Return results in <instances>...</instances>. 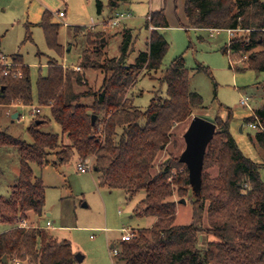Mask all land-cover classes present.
Instances as JSON below:
<instances>
[{
    "label": "trees",
    "instance_id": "trees-1",
    "mask_svg": "<svg viewBox=\"0 0 264 264\" xmlns=\"http://www.w3.org/2000/svg\"><path fill=\"white\" fill-rule=\"evenodd\" d=\"M127 1L130 0H109V6L113 12ZM98 7L101 12V1ZM185 15L189 28L243 31L229 40L224 51L229 56H247L241 61L243 65H235L236 71L264 72L263 0H186ZM30 25L27 24V38L31 35ZM39 25L49 49L62 58L61 24L45 11ZM150 26L155 29L147 49L133 63L127 62L133 45L130 29L124 31L120 54L110 56L105 50L107 35L103 29L74 27L75 36L83 32L86 38L87 45L76 63L83 71L75 70L73 65L64 69L56 57L48 61L47 74L38 78L37 94L38 104L50 106V115L35 116L28 127L33 141L16 138L0 128V146L15 148L20 159L19 175L9 196L0 195V225L6 227L0 230V262L6 256L14 264H76L77 252L70 240H59L47 228L33 223L20 227L32 214H44L46 185L34 175L32 163L42 167L57 165L49 159L55 153L61 163L74 157L84 161L92 158L100 187L123 189L128 198L145 191L134 215L155 221L150 227L134 230L130 240L120 239L116 256L124 264H264V181L260 175L264 161L258 163L243 154L230 132V110L226 119L219 114L214 120L221 130L215 133L205 154L201 189L196 193L192 188L193 222L175 224L173 185L178 186L179 193H185L187 185L192 187L188 167L170 157L161 163L159 171L153 173V169L170 140L172 128L188 120L204 102L198 92L190 90L191 72L181 55L162 70L159 80L166 84V94L156 92L146 109L134 104L131 91L139 75L146 71L154 77L170 45L159 30L168 26L163 10L152 12L145 23V27ZM15 62L22 77L0 73V105H32L30 67L21 56H15ZM90 68L104 74L97 90L86 80L84 71ZM196 69L207 70L201 64ZM260 84L264 90V82ZM82 86L87 89H78ZM90 97L91 103L84 101ZM255 114L264 126V99ZM92 115H96L94 122ZM256 116L247 117V123L255 122ZM52 120L61 126L63 137L40 130L42 124ZM255 141L264 151V131L256 133ZM182 165L187 173L169 182L172 170ZM215 165L220 173L211 179L205 170ZM207 201L209 225L205 231L219 241L200 247Z\"/></svg>",
    "mask_w": 264,
    "mask_h": 264
},
{
    "label": "rangeland",
    "instance_id": "rangeland-1",
    "mask_svg": "<svg viewBox=\"0 0 264 264\" xmlns=\"http://www.w3.org/2000/svg\"><path fill=\"white\" fill-rule=\"evenodd\" d=\"M98 1L102 2L101 12ZM118 9L129 10L124 6ZM45 11L51 12L53 21L61 24L59 40L63 44L65 61L69 64L65 69L73 64L74 68L79 66L75 63L87 45L83 32L75 37L74 26L87 27V30L91 28L102 30L103 24L100 23L111 16L112 12L109 0H0V50L10 59H13L14 55H20L22 60L29 65L34 105L38 104V78L40 75L47 74L49 56L54 55L53 57L57 58V54L49 49L44 31L39 25ZM60 11H64L66 16L59 17ZM177 21V18H174L172 23L174 25L162 31L170 45L161 69L153 73L154 77L146 71L141 72L131 95H133L134 104L141 109L147 108L156 92L165 95L167 86L159 80L162 70L166 69L173 59L182 55L185 58L186 67L191 72L190 90L198 92L204 103L203 107L194 109L188 120L172 128L170 140L160 153L153 173L159 171L161 163L168 158L180 159L186 147L184 133L194 117L200 116L215 122L219 114L226 119L229 110L233 112L230 132L237 145L246 157L258 163L263 162L264 151L255 141V135L259 130L247 123L246 118L250 117L253 110L255 111L263 103L264 90L260 83L264 82V72L259 73L253 69L236 71L234 66H230V59L238 65L242 64L241 61L244 58H239L235 54L229 56V53L224 51L229 39L243 31H236L233 36H229L227 30L186 29L179 26ZM28 23H31L30 38L26 37ZM123 24L133 28V45L127 58L128 63H133L138 54L147 49L149 32L142 18L124 19L115 30L105 31L107 35L106 41L104 40L105 50L110 56L120 54L119 48L125 31ZM65 39L68 40L66 44ZM70 44L73 45L72 50L66 53ZM57 59L63 61V57L58 56ZM199 64L207 70H197ZM77 71H83V68ZM84 72L88 85L93 90H97L102 84L104 74L100 69L95 68ZM86 87L82 86L78 89L85 90ZM246 96L250 97L249 106L241 104V98ZM84 101L91 103L92 98H86ZM18 111L24 115V118L11 120V112L7 113L10 117L8 118L5 116L6 109L1 107L0 128L16 138L31 143L33 138L28 127L35 119L31 114L32 109L23 107L18 108ZM40 114L50 115V110L42 108ZM40 130L57 133L63 137L61 126L54 120L42 124ZM220 130L218 127L217 131ZM64 141L67 142L66 137ZM49 159L56 161L57 165L49 163L42 167L37 163H32L34 175L41 177L46 185V209L48 210L45 211L40 222L52 221L56 228H52L51 232L59 240L72 241L74 250L81 254L82 258L84 257L81 262L78 260L80 263L77 264H124L113 253L111 245L119 247L123 229L132 231L134 234V230L150 227L152 221H155L152 217L134 215L136 205L146 195L145 191H140L134 197L128 198L123 189L100 187L97 183V172L94 169L81 172L78 168L80 163L78 157L61 163L56 154L52 153ZM89 160L93 163L92 158ZM19 167L20 159L16 149L0 146V195L9 196L10 187L15 182ZM186 173L185 165L173 169L169 182H173L174 176ZM205 173L209 178L214 179L218 177L220 169L216 165L210 166L206 168ZM260 175L264 181V167L260 168ZM173 188L174 194L171 200L176 202L175 224L192 223L195 201L192 187L187 185L185 193H179L178 186L173 185ZM208 205L209 201L206 202L203 215L202 228L204 231L199 234L200 247H205L209 241H219L214 235L205 231L209 225ZM48 211L51 212V216H47ZM34 217L32 214L31 219L33 220ZM1 229H6V227L0 225ZM0 264L14 263L10 261L0 262Z\"/></svg>",
    "mask_w": 264,
    "mask_h": 264
},
{
    "label": "crops",
    "instance_id": "crops-1",
    "mask_svg": "<svg viewBox=\"0 0 264 264\" xmlns=\"http://www.w3.org/2000/svg\"><path fill=\"white\" fill-rule=\"evenodd\" d=\"M185 2L186 0H130V1H127L125 3H122L120 4L119 8H121L122 6L124 7H128L129 10H116V11H113L111 12V16H109L105 21H103L102 23L100 24H103L104 22H106L107 20H109L116 12L118 11H122V12H127L128 13H131V16L130 17H127L125 19H143L145 20V23L147 21V19L150 18L152 12L154 11H159V10H163L164 13H165V16L168 20V26L167 27H164V28H159V30L162 32L164 30H166L167 28H169L170 26L174 25L172 24L174 22V18H177V22L179 26L183 27V28H186L188 29L189 27H187L186 25L188 24V20H187V17L185 15ZM60 12H64V11H60ZM136 12V13H134ZM64 16H66V13L64 12ZM64 16H59V17H64ZM40 23V22H39ZM122 24V23H121ZM124 25V24H123ZM95 27H97L96 25H94ZM76 27V26H74ZM124 28L125 29H130L131 33H132V29L131 27H126L124 25ZM146 29L148 30L149 32V36L147 38V42H148V39L150 37V33L153 29H155L153 26H150L149 28L146 27ZM219 31V30H217ZM76 37V36H75ZM73 39V37H72ZM66 41V42H65ZM65 44L68 43V40H64ZM0 43H1V40H0ZM70 43V42H69ZM72 44H70L68 46V50L66 51V53H68L70 50H72ZM0 52L3 53V51L0 50ZM65 53V55H66ZM6 55V54H5ZM8 56V55H6ZM15 56L17 55H14L13 56V59L15 60ZM20 56V55H18ZM54 56V55H53ZM52 55L49 56V59L48 61L53 57ZM48 61H47V65H48ZM24 64H26L24 61H23ZM62 67H63V64H66V67L67 65H69L67 63V61H65V56H63V61L60 62ZM76 64V63H75ZM27 65V64H26ZM74 65V64H73ZM64 68V67H63ZM1 73V72H0ZM1 88V86H0ZM2 89V88H1ZM0 89V91H1ZM249 100H250V97H248ZM33 105V104H32ZM37 105H40V104H37ZM30 105H18V104H10V105H0V108H5L6 109V112H5V116L10 118L9 115H7L8 112H11L10 116H11V120H18V119H22L24 118V115H22L21 113H19L18 111V108H23V107H29ZM44 106V105H43ZM47 107H50L49 105H45V108ZM48 109V108H47ZM42 111V110H41ZM15 114H18L16 117H13V115ZM23 116V117H22ZM4 147V146H2ZM17 172V170H16ZM19 175V171H18V174L16 175V178L17 176ZM16 181V179H15ZM15 183V182H14ZM12 186V185H11ZM11 188V187H10ZM4 196V195H2ZM126 196L128 197V194L126 193ZM48 209H46V195H45V206H44V213L45 211H47ZM47 216H51V212L48 211L47 212ZM43 218V215L41 216H35L34 219L32 220L31 219V216L30 218L27 220L28 224L30 225L31 223L35 224L36 226H42V227H45L47 228L48 230H50L51 232V229H55L56 227L54 226V223L50 220H46V223H41L40 220ZM50 222L51 225L50 227L47 226V223ZM154 223V220L152 221V224ZM132 232V231H131ZM52 233V232H51ZM55 237H57L54 233H52ZM58 238V237H57ZM69 240V239H68ZM71 241V240H70ZM72 242V241H71ZM73 244V243H72ZM111 247L114 249V244L111 245ZM116 248V247H115ZM114 253V252H113ZM84 258V257H83ZM82 258V260H83ZM81 262V261H80ZM76 262L77 263H80ZM16 264H28L26 261H21V262H17Z\"/></svg>",
    "mask_w": 264,
    "mask_h": 264
},
{
    "label": "water",
    "instance_id": "water-1",
    "mask_svg": "<svg viewBox=\"0 0 264 264\" xmlns=\"http://www.w3.org/2000/svg\"><path fill=\"white\" fill-rule=\"evenodd\" d=\"M17 115L18 114H15L13 117ZM95 118L96 115H92V122H94ZM37 123H39V121ZM216 131L217 124L215 122L196 116L191 120L184 133L186 147L181 154L180 160L188 167L190 182L196 193L200 191L202 186L205 154ZM76 258L82 261L81 254L77 253ZM2 262L8 263L6 256L3 257Z\"/></svg>",
    "mask_w": 264,
    "mask_h": 264
},
{
    "label": "built area",
    "instance_id": "built-area-1",
    "mask_svg": "<svg viewBox=\"0 0 264 264\" xmlns=\"http://www.w3.org/2000/svg\"><path fill=\"white\" fill-rule=\"evenodd\" d=\"M59 16H64V12H59ZM131 13L128 12H116L109 20H107L106 22L103 23V30L104 31H113L115 30L119 25H121L122 21L127 18L130 17ZM229 33V36L232 35L236 32V30L233 29H228L227 30ZM230 40V39H229ZM247 56L244 57V59H246ZM243 59V60H244ZM230 66H234L235 67V63L234 61H232L230 59ZM64 69L66 68V64H63ZM75 69L77 70H81L80 66H76ZM0 72L3 76H10L12 75L13 77H22V72L20 69L17 68V63L15 62L14 59H10L8 58V56H6L4 53L0 52ZM249 98L246 97H242L241 98V104L244 106H249ZM29 107H31L32 111L31 114L35 117L36 115H38L42 108H45V106L43 105H30ZM253 115L256 116L255 111L253 110ZM23 117V116H22ZM250 125L253 128H256L260 131H264V126L262 125V123L260 122V120L257 118L256 116V121L250 123ZM78 168L81 172H87L89 170L93 169V163L90 160L84 161V160H80V163L78 164ZM51 223L48 222L47 226L50 227ZM20 227H29V224L26 220L22 221L20 224ZM133 237V232L131 231H126L125 229H123V233L121 236L122 240H130ZM114 254L116 255L118 253V249L114 248L113 249Z\"/></svg>",
    "mask_w": 264,
    "mask_h": 264
}]
</instances>
